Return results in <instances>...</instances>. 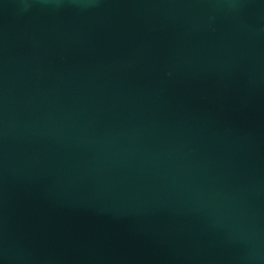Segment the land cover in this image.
<instances>
[{
  "label": "water",
  "instance_id": "water-1",
  "mask_svg": "<svg viewBox=\"0 0 264 264\" xmlns=\"http://www.w3.org/2000/svg\"><path fill=\"white\" fill-rule=\"evenodd\" d=\"M0 264H264V0H0Z\"/></svg>",
  "mask_w": 264,
  "mask_h": 264
}]
</instances>
